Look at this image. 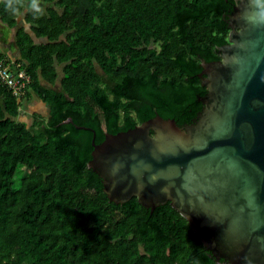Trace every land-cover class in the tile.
I'll list each match as a JSON object with an SVG mask.
<instances>
[{
  "label": "trees",
  "instance_id": "16d2710c",
  "mask_svg": "<svg viewBox=\"0 0 264 264\" xmlns=\"http://www.w3.org/2000/svg\"><path fill=\"white\" fill-rule=\"evenodd\" d=\"M236 5L40 0L42 13L25 14L20 56L0 51L31 78L20 99L0 85V264H229L170 201L110 200L88 163L107 134L157 115L195 122L208 94L202 64L222 59ZM26 8L13 15L0 0V21L15 28ZM33 94L50 112L29 126L18 117Z\"/></svg>",
  "mask_w": 264,
  "mask_h": 264
},
{
  "label": "water",
  "instance_id": "95a60500",
  "mask_svg": "<svg viewBox=\"0 0 264 264\" xmlns=\"http://www.w3.org/2000/svg\"><path fill=\"white\" fill-rule=\"evenodd\" d=\"M229 23L222 59L202 64L195 122L157 115L107 134L88 166L115 203L170 201L217 260L264 264V22L255 0H237Z\"/></svg>",
  "mask_w": 264,
  "mask_h": 264
},
{
  "label": "rangeland",
  "instance_id": "374dc122",
  "mask_svg": "<svg viewBox=\"0 0 264 264\" xmlns=\"http://www.w3.org/2000/svg\"><path fill=\"white\" fill-rule=\"evenodd\" d=\"M40 2V0H39ZM45 6H54V3H44ZM30 11L28 8L18 17V26L15 28H9L7 25L3 24L0 21V51L7 52L12 58L19 57V51L15 44V35L16 30L21 25H25L24 16L25 14ZM29 29V28H28ZM37 42L42 41L41 39L35 38ZM58 70L60 72V76H62V65H58ZM99 73H102L100 67H97ZM43 85L46 87L59 90L60 83L59 81L55 85H50L46 81H42ZM21 114L18 117L19 120H23L28 123L30 126L33 122L34 115H39L44 119L49 118V106L47 104L41 103V100L37 95L33 94V97L24 101L21 109Z\"/></svg>",
  "mask_w": 264,
  "mask_h": 264
},
{
  "label": "built area",
  "instance_id": "2783aa9c",
  "mask_svg": "<svg viewBox=\"0 0 264 264\" xmlns=\"http://www.w3.org/2000/svg\"><path fill=\"white\" fill-rule=\"evenodd\" d=\"M31 78L22 64L0 58V85L7 86L17 98L26 95Z\"/></svg>",
  "mask_w": 264,
  "mask_h": 264
},
{
  "label": "clouds",
  "instance_id": "9594fccd",
  "mask_svg": "<svg viewBox=\"0 0 264 264\" xmlns=\"http://www.w3.org/2000/svg\"><path fill=\"white\" fill-rule=\"evenodd\" d=\"M257 7L259 8V19L264 22V2L262 0H255ZM4 6L11 14L16 15L21 12V9L27 7L29 10L35 13H42V9L39 6V0H4Z\"/></svg>",
  "mask_w": 264,
  "mask_h": 264
},
{
  "label": "crops",
  "instance_id": "0c3cea01",
  "mask_svg": "<svg viewBox=\"0 0 264 264\" xmlns=\"http://www.w3.org/2000/svg\"><path fill=\"white\" fill-rule=\"evenodd\" d=\"M5 53H7V52H5ZM10 56V55H9ZM11 57V56H10ZM12 58V57H11ZM43 84V83H42ZM45 86V85H44ZM41 103H43V102H41ZM44 104V103H43ZM49 111H50V109H49ZM23 121V120H22Z\"/></svg>",
  "mask_w": 264,
  "mask_h": 264
}]
</instances>
